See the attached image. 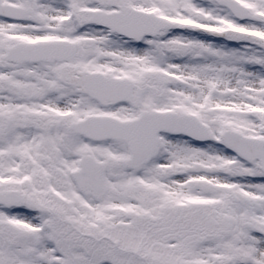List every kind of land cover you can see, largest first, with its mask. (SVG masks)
Returning a JSON list of instances; mask_svg holds the SVG:
<instances>
[{
  "label": "snow or ice",
  "instance_id": "snow-or-ice-1",
  "mask_svg": "<svg viewBox=\"0 0 264 264\" xmlns=\"http://www.w3.org/2000/svg\"><path fill=\"white\" fill-rule=\"evenodd\" d=\"M0 264H264V0H0Z\"/></svg>",
  "mask_w": 264,
  "mask_h": 264
}]
</instances>
